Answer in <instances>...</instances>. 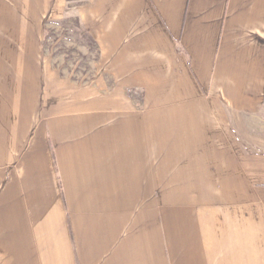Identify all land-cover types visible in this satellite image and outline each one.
Masks as SVG:
<instances>
[{"label": "crops", "instance_id": "0c3cea01", "mask_svg": "<svg viewBox=\"0 0 264 264\" xmlns=\"http://www.w3.org/2000/svg\"><path fill=\"white\" fill-rule=\"evenodd\" d=\"M0 264H264V0H0Z\"/></svg>", "mask_w": 264, "mask_h": 264}, {"label": "rangeland", "instance_id": "374dc122", "mask_svg": "<svg viewBox=\"0 0 264 264\" xmlns=\"http://www.w3.org/2000/svg\"><path fill=\"white\" fill-rule=\"evenodd\" d=\"M82 31L75 19L49 24L46 49L54 57L57 67L87 78L93 72L96 51L93 42Z\"/></svg>", "mask_w": 264, "mask_h": 264}, {"label": "trees", "instance_id": "16d2710c", "mask_svg": "<svg viewBox=\"0 0 264 264\" xmlns=\"http://www.w3.org/2000/svg\"><path fill=\"white\" fill-rule=\"evenodd\" d=\"M77 22H78V24H79V21L78 20H76ZM86 36V35H85ZM88 37V36H87ZM92 42H93V44L95 45V42L93 41V39L92 38H90V37H88ZM46 44V43H45Z\"/></svg>", "mask_w": 264, "mask_h": 264}]
</instances>
